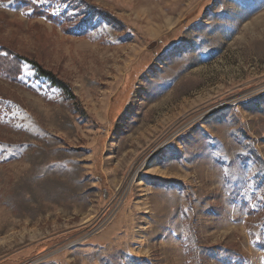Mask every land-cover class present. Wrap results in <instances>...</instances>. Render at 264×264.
Returning <instances> with one entry per match:
<instances>
[{"label":"rangeland","instance_id":"374dc122","mask_svg":"<svg viewBox=\"0 0 264 264\" xmlns=\"http://www.w3.org/2000/svg\"><path fill=\"white\" fill-rule=\"evenodd\" d=\"M75 2L0 0V264H264V0Z\"/></svg>","mask_w":264,"mask_h":264},{"label":"trees","instance_id":"16d2710c","mask_svg":"<svg viewBox=\"0 0 264 264\" xmlns=\"http://www.w3.org/2000/svg\"><path fill=\"white\" fill-rule=\"evenodd\" d=\"M45 1L59 4L60 9L57 11L51 9L49 5L45 6L35 3L33 4V0H17V4L22 6L32 5V17H43L46 20L52 22L54 25L62 27L67 32L76 33L77 29L75 28L74 24L76 16L68 14L67 11V6H71L74 9L76 8L75 0H56V2L54 0ZM64 4L66 5L63 6ZM95 10H97L96 7L93 9V13ZM85 21L86 19H84L82 22ZM24 62L29 64L35 70L37 79L47 80L52 86L60 88L68 93L70 92V87L67 84L61 80H58L53 73L44 69L37 61L24 56L14 55L6 49H0V72L4 71V74H6V76L9 78L13 80L20 78Z\"/></svg>","mask_w":264,"mask_h":264},{"label":"bare ground","instance_id":"6f19581e","mask_svg":"<svg viewBox=\"0 0 264 264\" xmlns=\"http://www.w3.org/2000/svg\"><path fill=\"white\" fill-rule=\"evenodd\" d=\"M263 26V29H260V27ZM244 30H252V32H255V36L257 38H263L264 37V11L258 15L255 20L252 22H248L246 25H244ZM245 33V32H244ZM250 35V34H249ZM246 37V34L244 38ZM240 40V39H239ZM238 40V41H239ZM242 41V40H241ZM243 42V41H242ZM246 42V41H245Z\"/></svg>","mask_w":264,"mask_h":264}]
</instances>
